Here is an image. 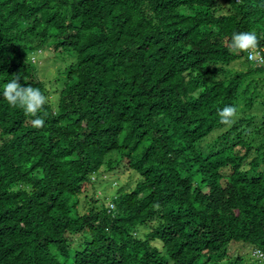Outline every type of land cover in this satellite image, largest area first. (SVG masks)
Wrapping results in <instances>:
<instances>
[{"label":"trees","instance_id":"trees-1","mask_svg":"<svg viewBox=\"0 0 264 264\" xmlns=\"http://www.w3.org/2000/svg\"><path fill=\"white\" fill-rule=\"evenodd\" d=\"M52 29L77 60L37 129L2 91L19 75L49 96L30 53ZM252 30L264 49V0H0V264H238L223 262L238 242L264 253V108L250 112L264 65L226 47ZM225 105L239 115L227 130ZM123 163L135 188L80 212L93 175Z\"/></svg>","mask_w":264,"mask_h":264},{"label":"rangeland","instance_id":"rangeland-1","mask_svg":"<svg viewBox=\"0 0 264 264\" xmlns=\"http://www.w3.org/2000/svg\"><path fill=\"white\" fill-rule=\"evenodd\" d=\"M52 32L53 36L49 38L45 45L39 50H34L33 53H30V56L35 58L33 67L38 71L39 77L46 82L49 89L48 97L54 106H56L60 89L74 80L71 75H74L75 72H72L70 69L76 62L77 57L72 50L63 49V47L56 49L55 44L60 40V37L55 36L57 34L55 30L52 29ZM247 66L248 63L245 61V57H242L234 61L230 68L233 71H239L246 70ZM263 108L264 106L257 104L250 112H257L258 115H261L260 109ZM217 131H221V129ZM218 134L210 136L207 142H211ZM111 157L116 161L121 159V155L118 153H113ZM93 178H95L94 184L87 185L84 192L79 195L80 204L78 210L82 213L88 207V203L92 201L91 198H97L100 203L112 207L111 205L114 204L112 199L117 195L119 189L121 187H127L128 189L135 188L141 179V175L137 171L129 169L123 163V165L117 166L115 169H108L106 166H103L99 172L93 175ZM149 229L143 226L139 231V235L144 236L148 233ZM80 237L78 234H73V243L77 244ZM257 249V247L243 242L231 243L228 248V255L223 262L234 261V259L240 256L242 259L238 264H262L261 259L252 255ZM212 262H214V259L208 261V263Z\"/></svg>","mask_w":264,"mask_h":264},{"label":"clouds","instance_id":"clouds-1","mask_svg":"<svg viewBox=\"0 0 264 264\" xmlns=\"http://www.w3.org/2000/svg\"><path fill=\"white\" fill-rule=\"evenodd\" d=\"M228 51L236 56L246 54L250 63L264 65V49L260 47V39L256 31L234 32L226 42ZM21 77L16 75L12 80L3 86L2 96L12 108H18L23 111L26 117L31 118L30 124L34 128H42L45 120L39 116V113L49 103V98L40 88L30 85H22ZM239 119L238 106L225 105L218 111V123L224 126V130L231 128ZM252 255L261 259L264 264V253L256 251Z\"/></svg>","mask_w":264,"mask_h":264},{"label":"built area","instance_id":"built-area-1","mask_svg":"<svg viewBox=\"0 0 264 264\" xmlns=\"http://www.w3.org/2000/svg\"><path fill=\"white\" fill-rule=\"evenodd\" d=\"M111 206H112L111 208L115 207L114 204H112ZM256 251H259V252L263 253L261 250H256Z\"/></svg>","mask_w":264,"mask_h":264}]
</instances>
